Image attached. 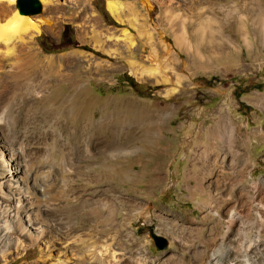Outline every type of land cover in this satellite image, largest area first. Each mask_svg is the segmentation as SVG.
Here are the masks:
<instances>
[{
	"label": "rangeland",
	"instance_id": "obj_1",
	"mask_svg": "<svg viewBox=\"0 0 264 264\" xmlns=\"http://www.w3.org/2000/svg\"><path fill=\"white\" fill-rule=\"evenodd\" d=\"M52 1L56 8L45 13L52 3L44 7L39 0L41 11L32 21L40 32L29 28L24 46L41 58L66 55L78 66L67 68L62 91L51 88L52 93L41 99L46 90L36 95L31 80L23 81L28 85L7 92L0 105V150L8 137L24 151L32 174L48 183L49 193L67 201L68 209L64 200L58 212L49 209L47 220L74 221L66 212L75 208L70 200L78 196V205L85 200L79 216L84 229L78 233H86L93 215L91 201L100 208V219L108 206L113 207L115 222L124 225L118 231L119 247L125 252L121 260L128 264H169L173 256L182 264H200L191 254L204 251L207 257L221 237L233 249L243 236L260 235L264 253V0H116L123 7L119 15L106 10L107 0ZM15 4L16 0L11 9L18 13ZM101 10L113 25L103 20ZM64 26H69L78 47L59 45ZM101 30L116 40L110 53L103 36L95 47L93 35ZM124 30L134 40L128 50L121 40ZM24 49L17 41L0 45V78L7 88L12 57L24 58ZM132 62L142 68H133ZM75 73L82 74L85 84L77 96L70 89ZM128 77L141 94L129 87ZM237 87L249 90L237 97ZM92 96L95 103H87ZM139 110L151 111L154 123L143 113L135 114ZM91 115L109 120L117 138L143 140L145 157L136 166L143 168L142 183L118 172L126 165L112 166L114 174L108 171L116 160L103 155L101 146L109 137L105 122L92 149L95 158H83L72 168L65 161L58 165L63 158L51 151L55 138L68 157L74 143L58 122L67 121L69 134L82 128L78 144L83 147L89 142ZM133 157L125 156L124 162H137ZM1 160L0 184L6 192L10 174L2 171ZM92 160L104 164L97 169L98 182L93 181L97 173L86 168ZM7 164L15 168L13 162ZM103 224L99 233L107 235ZM154 235L167 241L165 249L155 246ZM15 237L23 241L19 258L11 261L12 254L6 261L0 258V264H45L36 244L18 233L11 236L13 241ZM142 253V261L128 259ZM260 259L253 264H263Z\"/></svg>",
	"mask_w": 264,
	"mask_h": 264
},
{
	"label": "bare ground",
	"instance_id": "obj_2",
	"mask_svg": "<svg viewBox=\"0 0 264 264\" xmlns=\"http://www.w3.org/2000/svg\"><path fill=\"white\" fill-rule=\"evenodd\" d=\"M40 1L44 7L53 2L52 0ZM14 2L15 0H0V45L4 44L5 46H8L17 41L22 45V48H25V52L22 50L25 56L21 59L16 56L12 57L13 66L11 67L8 76L10 79L8 88L0 78V105L5 103L7 100L6 97L11 91L14 92L24 85H28L27 82L25 83L23 81L31 80V88L36 95L39 94L40 90H46L47 93L41 99H45L47 94L51 92V88H57L59 91H62V83L68 78V72L66 71L67 68L73 66L75 69L78 66V63L71 62L72 59L66 55L58 59L41 58L37 53L33 52L31 47L24 46L23 35L29 28L35 33L40 31L39 27L32 21L34 19L33 16L19 15L11 9ZM53 8H56L55 3H52V6L47 8L45 13L53 10ZM122 8V5L116 0L106 1V10L111 15H119ZM130 20L132 21L133 26L136 25L134 23L135 19L130 18ZM46 24L48 25L49 23L46 21L45 25ZM122 33L121 40L123 44L127 50L131 49L134 45L133 38L128 35L127 30H124ZM143 33L145 32L139 34L141 36H147L148 34ZM102 36L104 37L103 39H105L104 47L108 51V49L114 45L116 40L113 39L112 34H107L105 36L101 30L93 35L95 47L99 46V40H97V38ZM108 52L110 53V50ZM153 52H155L154 49ZM5 60H7V56L5 57ZM137 65L138 64L133 62L131 63L133 68H142ZM142 71L150 72L148 69ZM84 88L85 84L83 82L82 74H73L70 89L75 92L74 96L79 95ZM82 101L84 102L85 99ZM89 102L93 104L95 103L94 96L87 101V103ZM93 110L95 111V107H93ZM142 113L149 117L154 123L156 116L154 117L151 111L139 110L135 112V114L140 115ZM104 119L106 118L96 120L94 115L90 116L86 131L89 142L83 147H80L78 144L80 136L83 135V129L81 128L80 131H77L75 127L74 131L69 134L67 130V121L65 120L62 123L58 122L61 132L66 136L74 138L73 147H71V157H68V154L65 153L66 150L63 144L56 141L57 137L52 143L51 151H56L61 155V158H63L58 165L60 166L63 164L62 161H65L68 168H72L75 164L82 163L83 158H95L92 149L93 146L96 145L95 141L97 140L100 126L105 122V126L109 131V137L102 143L101 147L103 148V155L105 156V159L116 160L115 163H110L108 171L111 174H114L116 173V170L111 168L112 166L116 164L119 166L126 165V167L128 166L126 170L118 168V172L120 173L121 171L124 175H130L129 177L134 178L136 183H142L145 176L143 168L138 170L136 169V166L138 165V162L142 164V160L145 157L143 140L138 138L134 139L132 136H127L126 138L115 137V129L113 131V128L109 126L110 121ZM130 154H134V161L137 162H130V164H128L129 162H124L123 158ZM0 160L3 166L2 171L8 175L10 174L7 180L8 183L5 185L6 192L3 191L4 189L0 184V258L3 261H6L12 254H14V257L11 261L19 258L21 250L24 248L22 244L23 241L16 237V240L13 241L14 239L11 238L13 234L17 235L18 233L22 236L21 238H25V240L27 239L30 243L37 245L40 252L39 260H41L42 263L44 261L45 264H128L127 260H121L125 252L124 248L119 247L121 246L122 236L118 234V231L122 229L124 225L115 222L116 220L114 219L116 213H114L115 209L113 207L108 206L105 218L100 219L102 216L100 208L96 207L97 203L91 201L88 206L92 209L91 214L93 215L87 222L88 226L85 228L87 232L78 233L79 230L84 229L81 225L82 223H80L81 220L79 219V216L81 215L80 209L84 208L85 200L79 205L78 202L81 201L80 197L76 196L70 200V203H75L76 205L74 204L75 206L73 205V207L75 208L68 210L66 213L73 216L74 221L66 223L60 221L61 219L59 221L47 220V211L57 210L58 207L61 206V203H63L61 201L64 199H61V196L53 197L49 193L48 183L39 179L36 173L35 175L32 174L29 165L26 163L24 151L21 148H16L8 137H5V147H2V150H0ZM8 162H13L15 168H11L9 164H7ZM103 165L104 164L101 160L87 162L86 168L90 169L93 173H97L95 174L96 178L93 177V181H99L97 177L100 172L97 171V169L99 170L100 167H104ZM14 170L17 173L14 174ZM59 181L63 184L65 183L63 178H60ZM59 195H62V193ZM139 196L142 197V194L140 193ZM64 201V206L66 207L67 201ZM229 217L233 219L232 214ZM102 223H104L103 227L105 228V230H103L109 232V234L105 235L99 233L101 231L100 226H102ZM239 241L240 242H238L236 246H233L232 249L227 245L223 237H221L217 246L208 251L207 257H205L204 251H195L191 254V260L200 264H202L201 262H203V264H253V262L258 263L261 258L260 262H263L264 264V261L262 260L264 258V253H262V249H259L260 243L263 242L260 235L255 237L243 236L242 240ZM114 244L116 245L115 248L113 247ZM262 247H264V244H262ZM231 250L233 253L232 257L229 255V251ZM251 250L253 251L251 252ZM249 252H251L250 255L248 254ZM248 257L252 259L251 262ZM128 259L132 261H142L146 259V256L142 253V255L138 254L137 256L130 255ZM181 261L182 259H178V257L175 256L168 260L169 264H179V262L182 264Z\"/></svg>",
	"mask_w": 264,
	"mask_h": 264
},
{
	"label": "trees",
	"instance_id": "obj_3",
	"mask_svg": "<svg viewBox=\"0 0 264 264\" xmlns=\"http://www.w3.org/2000/svg\"><path fill=\"white\" fill-rule=\"evenodd\" d=\"M100 13H101V16H102V18H103V20L105 22H107L108 24L113 25V23L108 20L107 14H106V12L104 10H101ZM43 42L44 43H48V41L46 39ZM60 44H66L67 46L72 47V48L78 47L77 43L73 39L72 31L69 28V26H64L63 27V30H62V32L60 34V39H59V45ZM42 47H44V46L42 45ZM82 49L87 51V48H85V47H82ZM126 81H127L128 85H129V87H131V89L133 91H135L137 94H141L138 84L132 78L128 77ZM248 90H249V87L248 88L246 87L245 90H240V87H237V88H235L234 91L239 92V94L237 96V97H239L241 94L246 93Z\"/></svg>",
	"mask_w": 264,
	"mask_h": 264
},
{
	"label": "water",
	"instance_id": "obj_4",
	"mask_svg": "<svg viewBox=\"0 0 264 264\" xmlns=\"http://www.w3.org/2000/svg\"><path fill=\"white\" fill-rule=\"evenodd\" d=\"M15 7L19 15L33 16L41 11V3L39 0H16ZM155 246L158 249H165L167 241L158 236H152Z\"/></svg>",
	"mask_w": 264,
	"mask_h": 264
}]
</instances>
